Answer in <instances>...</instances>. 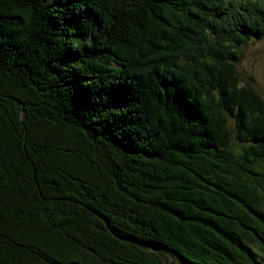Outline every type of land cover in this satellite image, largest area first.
Masks as SVG:
<instances>
[{"label": "trees", "instance_id": "1", "mask_svg": "<svg viewBox=\"0 0 264 264\" xmlns=\"http://www.w3.org/2000/svg\"><path fill=\"white\" fill-rule=\"evenodd\" d=\"M264 0H0V264H264Z\"/></svg>", "mask_w": 264, "mask_h": 264}, {"label": "rangeland", "instance_id": "2", "mask_svg": "<svg viewBox=\"0 0 264 264\" xmlns=\"http://www.w3.org/2000/svg\"><path fill=\"white\" fill-rule=\"evenodd\" d=\"M243 57L238 63L242 83L251 84L264 97V39L242 47Z\"/></svg>", "mask_w": 264, "mask_h": 264}]
</instances>
